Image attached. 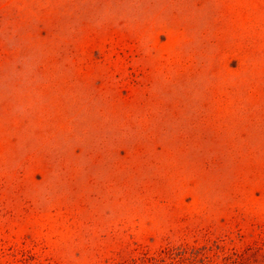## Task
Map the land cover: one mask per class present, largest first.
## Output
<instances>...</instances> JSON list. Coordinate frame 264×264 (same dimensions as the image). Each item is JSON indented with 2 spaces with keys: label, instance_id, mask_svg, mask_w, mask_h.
Returning a JSON list of instances; mask_svg holds the SVG:
<instances>
[{
  "label": "rangeland",
  "instance_id": "obj_1",
  "mask_svg": "<svg viewBox=\"0 0 264 264\" xmlns=\"http://www.w3.org/2000/svg\"><path fill=\"white\" fill-rule=\"evenodd\" d=\"M0 264H264V0H0Z\"/></svg>",
  "mask_w": 264,
  "mask_h": 264
}]
</instances>
